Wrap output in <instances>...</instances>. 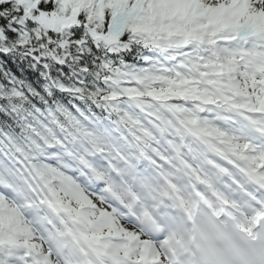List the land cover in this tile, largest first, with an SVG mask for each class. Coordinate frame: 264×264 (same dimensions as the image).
Listing matches in <instances>:
<instances>
[{
	"label": "snow or ice",
	"instance_id": "6c2138e0",
	"mask_svg": "<svg viewBox=\"0 0 264 264\" xmlns=\"http://www.w3.org/2000/svg\"><path fill=\"white\" fill-rule=\"evenodd\" d=\"M253 17L264 0H0V235L22 245L17 264L165 260L145 247L159 237L140 207L142 181L165 159L145 150L160 117L125 120L111 73L179 61L191 76L156 77L136 96L264 105Z\"/></svg>",
	"mask_w": 264,
	"mask_h": 264
},
{
	"label": "bare ground",
	"instance_id": "6f19581e",
	"mask_svg": "<svg viewBox=\"0 0 264 264\" xmlns=\"http://www.w3.org/2000/svg\"><path fill=\"white\" fill-rule=\"evenodd\" d=\"M244 9H245V7L243 8V10ZM253 18L258 19V18H264V17H253ZM196 131L199 132V133H203L204 132L203 129H201V128L196 129Z\"/></svg>",
	"mask_w": 264,
	"mask_h": 264
},
{
	"label": "rangeland",
	"instance_id": "374dc122",
	"mask_svg": "<svg viewBox=\"0 0 264 264\" xmlns=\"http://www.w3.org/2000/svg\"><path fill=\"white\" fill-rule=\"evenodd\" d=\"M0 264H5L4 261L2 259H0Z\"/></svg>",
	"mask_w": 264,
	"mask_h": 264
}]
</instances>
